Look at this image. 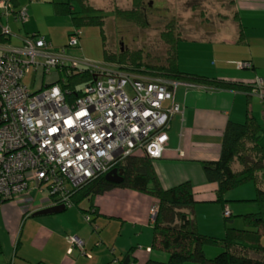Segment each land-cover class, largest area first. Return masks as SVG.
I'll return each instance as SVG.
<instances>
[{
    "label": "crops",
    "instance_id": "crops-1",
    "mask_svg": "<svg viewBox=\"0 0 264 264\" xmlns=\"http://www.w3.org/2000/svg\"><path fill=\"white\" fill-rule=\"evenodd\" d=\"M14 1L18 11L23 10L20 8L22 0ZM41 5L30 4L32 14L28 11V16L35 19L37 7ZM230 5L234 19L231 31L224 33L210 28L207 33L209 39H185L178 44L179 69L207 78L209 85L180 83L174 93V104L179 112L173 115L166 130V150L161 159L153 160L156 175L164 189L186 182L192 184L197 202L193 210L196 227L201 234L219 240L226 235L224 209L214 202L217 184L210 183L203 163L218 161L228 130L248 119L255 120L262 129L264 147V0H230ZM6 21L8 25L9 20ZM28 25L26 32L33 35H27V38L37 37L38 24ZM6 29L11 35V27L6 26ZM17 37L22 43L27 39L22 35ZM218 82L254 88L244 93L220 88ZM169 105L170 102H166L164 106ZM135 156L145 157L142 153ZM118 171L122 173V170ZM232 193L235 203L228 206L232 213L229 226L240 229L234 225L236 220L233 218L258 211L257 204L252 202L257 194V185L247 183L230 195ZM11 203L0 204V264H108L111 261H103L99 255L90 257L87 246L89 241L93 242L95 233L101 242H105L103 228L110 223L118 232L113 250L115 264H125L128 258V264H149L150 261L168 264L166 255L151 251L157 218L156 215L153 219L152 210L158 207L149 194L118 187L93 201L84 199L77 207H66V211L60 214L36 218L32 217L36 212L50 208L48 200L34 203V212L28 218L24 217L25 206L19 202ZM232 205H237L236 209ZM90 207L98 214L95 215ZM88 213L95 218L84 219ZM64 217H69L70 222L64 221ZM237 219L243 224L241 218ZM94 222L96 225L93 227ZM87 223L93 228L92 234L86 231ZM126 226L130 229L127 237L123 230ZM72 237L82 240L84 247L71 251L69 238ZM263 241L264 236L262 245ZM220 252L216 246L205 248L209 259Z\"/></svg>",
    "mask_w": 264,
    "mask_h": 264
},
{
    "label": "built area",
    "instance_id": "built-area-1",
    "mask_svg": "<svg viewBox=\"0 0 264 264\" xmlns=\"http://www.w3.org/2000/svg\"><path fill=\"white\" fill-rule=\"evenodd\" d=\"M12 1L0 0V24L14 14ZM17 17L25 23L28 10ZM77 45L76 34L61 49L39 36L27 38L23 47L0 45V204L19 202L26 218L34 212L35 202L28 203L34 190L49 192V207H70L75 190L119 170L126 159L138 153L161 159L169 122L179 112L174 93L180 82L125 72L113 64L92 65L67 54ZM84 67L94 71V82L69 103L65 78ZM32 69L44 76L62 72L63 82L32 93L23 82ZM157 212L152 210L153 219ZM69 241L71 251L84 247L76 237Z\"/></svg>",
    "mask_w": 264,
    "mask_h": 264
},
{
    "label": "trees",
    "instance_id": "trees-1",
    "mask_svg": "<svg viewBox=\"0 0 264 264\" xmlns=\"http://www.w3.org/2000/svg\"><path fill=\"white\" fill-rule=\"evenodd\" d=\"M232 3L231 1V5ZM75 4L79 6V9ZM53 5L59 16L70 17L72 20L74 30L69 35V40L73 34H76L78 39V45L74 50L80 51V27L99 26L103 37L106 63L116 65L117 69L180 83L209 85L207 78L187 74L179 69L178 44L185 39L174 36L171 30H167L162 35V40L166 44V56L161 60H151L150 54L143 51H137L133 55L118 56L108 44L104 27V21L109 18L107 14L86 12L81 5V0H67L53 3ZM14 13L16 21H20L17 17L16 4ZM69 40L66 47L69 46ZM11 41L10 33L3 32L0 24V45H9ZM156 60L160 61L156 62ZM60 82L63 81H58ZM93 82L94 71L90 68L84 67L81 71L77 69L71 71L63 84L66 100L72 103L76 97L83 95V88ZM217 86L244 93H249L254 88L223 82ZM47 87L51 85L44 88ZM261 133L262 129L253 119H248L242 125L231 127L223 142L220 159L216 162L203 163L208 180L210 183L217 184L214 202L224 209V215L228 206L235 203V200L229 198L231 192L247 183L252 182L257 185V194L252 202L257 204L258 211L236 217L241 218L244 224L242 229H237L229 226L232 223V213L229 210V217H225L226 235L224 239L212 238L198 231L193 214L197 202L192 184L186 182L171 189H164L156 175L153 160L143 156L130 157L118 167L122 170L123 182L121 184L114 185L109 183L105 176H101L75 190L69 200L71 207L79 206L84 199L93 201L94 198L118 187L149 194L155 199L158 207L151 251L166 255L168 264H264V245H262L264 236V147ZM50 198L54 197L50 196ZM90 209L93 210L91 207ZM81 211L86 213L83 209ZM93 213L98 214L97 210H93ZM27 215V212L24 213V217ZM208 246L220 248V254L209 259L205 254V248ZM149 264L166 263L150 261Z\"/></svg>",
    "mask_w": 264,
    "mask_h": 264
},
{
    "label": "rangeland",
    "instance_id": "rangeland-1",
    "mask_svg": "<svg viewBox=\"0 0 264 264\" xmlns=\"http://www.w3.org/2000/svg\"><path fill=\"white\" fill-rule=\"evenodd\" d=\"M30 1L22 0L23 5L20 8L26 9L28 6L30 9L27 8V10L32 14L30 4L42 3L40 7H37L38 14L35 19L29 17V22L27 20L23 24L16 21L15 15L12 14L11 18L7 19L9 20L8 25L6 19L3 20L5 26L1 24L5 28L9 26L13 30V32L11 31L12 41L9 45L23 47L24 42L22 43V40H19L17 36L22 35V38L32 36L33 34H27L32 32H26L30 26L28 24L31 23V25L38 24L40 29L37 35L51 41L55 48L66 47L69 35L74 30L72 20L70 17L59 16L53 3L66 2L67 0H55V2L53 0H40L39 3L36 0H33L32 3ZM12 4L14 7V0ZM75 5L79 9V6ZM81 5L86 12H101L109 16L104 21V27L109 47L118 56L133 55L137 51H143L150 54L151 60H161L166 56V44L162 40V35L167 30H171L174 36L182 39H209L210 36L207 33L210 28L225 33V31H231L234 26L233 8H231L230 0H81ZM80 30V51L68 49L67 54L98 67L110 68L111 66L106 63L100 27L83 26L80 27ZM160 60H156V62ZM60 78H62L61 74L55 70L44 76L42 70L35 72L32 69L24 77L23 82L32 93H35L47 85L57 83ZM126 91L130 95L132 94L130 86L126 88ZM43 189V192L34 190L28 203L39 204L41 200H48L49 192L45 188ZM233 194L229 198L233 199ZM83 204L87 205V203ZM236 206L232 205V208L236 209ZM86 215L84 219L85 217L90 220L95 218L90 213ZM63 220L70 222L69 217H64ZM233 220H236L235 226L243 227L242 222L236 216ZM95 225L94 222L93 227ZM87 226L86 231L92 234L93 228L88 223ZM103 230L105 242H101L98 239V233H95L93 242H88V255L90 257L99 255L103 261L110 260L111 262L108 264H115L113 262L115 260L113 250H115L114 241L118 232L111 223L105 224ZM123 230L127 237L130 231L129 227L126 226Z\"/></svg>",
    "mask_w": 264,
    "mask_h": 264
},
{
    "label": "water",
    "instance_id": "water-1",
    "mask_svg": "<svg viewBox=\"0 0 264 264\" xmlns=\"http://www.w3.org/2000/svg\"><path fill=\"white\" fill-rule=\"evenodd\" d=\"M105 179L112 184L115 185H119L123 182V176L122 173H120L118 170H114L111 173H109ZM66 207L65 206H55V207H50V208H46L44 210H41L39 212H36L32 217L36 218V217H43V216H50V215H56V214H60L64 211H66ZM129 262V258L127 259L125 264H128Z\"/></svg>",
    "mask_w": 264,
    "mask_h": 264
}]
</instances>
